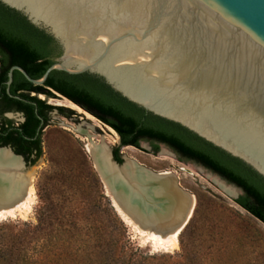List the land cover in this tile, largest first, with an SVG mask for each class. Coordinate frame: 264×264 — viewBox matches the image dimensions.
<instances>
[{"label": "water", "instance_id": "obj_1", "mask_svg": "<svg viewBox=\"0 0 264 264\" xmlns=\"http://www.w3.org/2000/svg\"><path fill=\"white\" fill-rule=\"evenodd\" d=\"M0 3L49 35L61 52L38 80L12 67L8 85L13 71L34 86L53 71L96 76L146 113L180 125L264 179V0ZM0 150L27 171L22 157ZM97 154L88 156L117 215H127L140 231L179 237L195 198L192 205L175 175L147 171L122 156L118 164L110 148L107 158Z\"/></svg>", "mask_w": 264, "mask_h": 264}, {"label": "trees", "instance_id": "obj_2", "mask_svg": "<svg viewBox=\"0 0 264 264\" xmlns=\"http://www.w3.org/2000/svg\"><path fill=\"white\" fill-rule=\"evenodd\" d=\"M0 54L8 57L7 69L18 66L38 80L61 52L49 35L0 3ZM44 84L117 134L120 146L112 149L116 163L122 164V147L141 149L140 144L146 142L156 154L159 146H165L180 160L199 165L238 188L242 194L233 200L234 204L264 225V179L240 160L180 125L146 113L96 76L53 71ZM43 94L54 98L50 91L44 90ZM41 104L44 111L56 110L66 119L76 116L70 109ZM35 118V114L28 113L29 121ZM16 133L22 142L31 136L24 126ZM15 154L27 162L23 151ZM40 157L41 150L37 155ZM81 161L71 171V185L76 192L69 200L40 201L35 224L0 222V264H262L264 234L220 204L211 202V206L202 208L199 199L190 222L178 237L179 253L151 254L141 249L130 240L127 226L104 196L84 154ZM77 194L97 195L98 199H78ZM100 206L102 219L98 217Z\"/></svg>", "mask_w": 264, "mask_h": 264}, {"label": "rangeland", "instance_id": "obj_3", "mask_svg": "<svg viewBox=\"0 0 264 264\" xmlns=\"http://www.w3.org/2000/svg\"><path fill=\"white\" fill-rule=\"evenodd\" d=\"M54 100L69 103L59 95L58 97L55 96ZM41 101H44L46 105L51 107L63 106L57 105L54 101H47L44 98ZM82 112L85 113L84 111ZM74 113L76 116H72L71 119H66L61 117L56 110L51 111L49 122L47 126L44 127L41 134V157L36 164L31 167L27 166V171L25 172V174H27L30 170L34 171L32 177V186L34 190L33 203L26 213L5 218V221H21L35 224L36 210L40 206V201L57 202L69 200L76 192L71 185V171L80 166L82 162L81 154H84L88 158V162L93 169L85 149V137L79 133L73 132L71 129L72 127H80L84 131H89V128H92L91 132L97 141L100 140L101 137H104L108 148L112 150L115 147H119V140L116 143L112 142L114 137L112 133L107 131V126L103 125L94 117H92L94 119L93 121H89L85 118L83 113ZM140 147L141 149L130 147L120 149V154L122 157L135 161L138 165L151 172H171L177 178L179 187L194 196L195 207L197 199H199L202 208L211 206V202H215L218 205L220 204L238 213L251 226L264 234V225L235 205L233 198L229 196L236 194L239 197L242 194L239 189H236L233 185L228 184L217 175L199 165L180 160L176 154L165 146H159V150L156 154H153L149 143L142 142ZM94 173L96 174L95 171ZM96 176L100 181L97 174ZM100 184L104 196L108 198L107 192L101 181ZM227 191L230 193H227ZM75 197L78 199H87V201H97L98 199L97 195L85 196L77 194ZM108 200L110 201L109 198ZM98 217L100 219L104 218L101 206L99 207ZM119 217L123 220L120 215ZM2 220L4 219H0V222H4ZM123 222L127 226L130 240L141 249L148 250L151 254L172 255L179 253V243L177 247L173 249L157 247L151 240H147L145 236L141 234L140 230L134 228L132 225H128L124 220ZM261 261L262 264H264V256Z\"/></svg>", "mask_w": 264, "mask_h": 264}, {"label": "flooded vegetation", "instance_id": "obj_4", "mask_svg": "<svg viewBox=\"0 0 264 264\" xmlns=\"http://www.w3.org/2000/svg\"><path fill=\"white\" fill-rule=\"evenodd\" d=\"M56 45L60 50L57 43ZM8 62L7 55L0 54V148L9 149L13 154L16 151H23L28 156L27 162L22 156L20 157L26 166H32L39 160L37 155L41 150V143L39 142L41 141V134L44 125L49 122L51 111H54H44L41 104L44 101H41L42 99L38 95L43 94L44 90L51 93L56 92L46 88L51 87L50 85L34 86L30 84L18 71L12 72V79L8 85L9 73L12 68H6ZM1 66H3L2 69ZM16 72L20 73L21 76ZM34 87H42V89ZM29 112L35 114L36 118L29 121L27 119ZM21 126H24L31 135L26 138V142L20 141L19 135L16 133Z\"/></svg>", "mask_w": 264, "mask_h": 264}, {"label": "bare ground", "instance_id": "obj_5", "mask_svg": "<svg viewBox=\"0 0 264 264\" xmlns=\"http://www.w3.org/2000/svg\"><path fill=\"white\" fill-rule=\"evenodd\" d=\"M43 98L44 97L41 96V99ZM54 102L57 105L66 106L77 113H83L82 110L71 103H65L62 101ZM83 114L87 120H94L91 116L85 113ZM71 129L73 132L79 133L85 137V149L89 155L92 152H96L102 158H107L109 156V148L107 147V143H105V138L101 137L100 140L97 141L91 132L92 128H89V131H84L80 127H72ZM106 129L113 134L114 139L112 142L116 143L119 140L117 134L109 127H106ZM21 169L22 166L17 159L11 157L7 151L0 150V219L13 217L15 215H22L30 209V206L33 203L34 190L32 186V177L34 171L30 170L29 173L25 174L21 172ZM144 169L150 171L146 168ZM157 174L167 177L173 175L171 172H161ZM227 193L230 192L227 191ZM189 197L191 204L193 205L194 198L192 195H189ZM117 212L128 225H132L134 228L138 229V227L132 223L127 215L121 213L120 211ZM167 225L168 223H163L159 228L165 230ZM140 232L147 240H151L157 247L173 249L178 245V236L175 232H168L164 237H161L154 232Z\"/></svg>", "mask_w": 264, "mask_h": 264}]
</instances>
